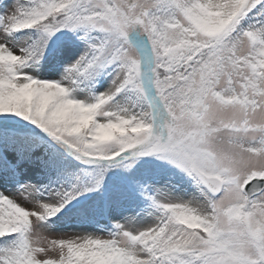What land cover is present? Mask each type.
<instances>
[{"label":"snow or ice","instance_id":"1","mask_svg":"<svg viewBox=\"0 0 264 264\" xmlns=\"http://www.w3.org/2000/svg\"><path fill=\"white\" fill-rule=\"evenodd\" d=\"M0 264H264V0H0Z\"/></svg>","mask_w":264,"mask_h":264},{"label":"rangeland","instance_id":"2","mask_svg":"<svg viewBox=\"0 0 264 264\" xmlns=\"http://www.w3.org/2000/svg\"><path fill=\"white\" fill-rule=\"evenodd\" d=\"M75 203V202H73ZM76 227H78L77 225H74V224H62V225H55L53 227V231H56V230H74Z\"/></svg>","mask_w":264,"mask_h":264},{"label":"trees","instance_id":"3","mask_svg":"<svg viewBox=\"0 0 264 264\" xmlns=\"http://www.w3.org/2000/svg\"><path fill=\"white\" fill-rule=\"evenodd\" d=\"M55 219V217H53V220ZM63 223L59 224V225H62Z\"/></svg>","mask_w":264,"mask_h":264}]
</instances>
